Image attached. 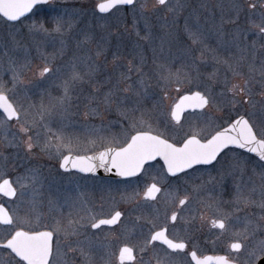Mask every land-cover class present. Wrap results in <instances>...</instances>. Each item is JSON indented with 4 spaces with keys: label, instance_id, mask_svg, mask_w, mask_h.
<instances>
[{
    "label": "rangeland",
    "instance_id": "rangeland-1",
    "mask_svg": "<svg viewBox=\"0 0 264 264\" xmlns=\"http://www.w3.org/2000/svg\"><path fill=\"white\" fill-rule=\"evenodd\" d=\"M100 1L49 0L20 21L0 16V86L20 112L19 120H9L0 111V181L10 177L16 188L14 198L0 195V203L17 222L27 220L21 224L25 230L59 229L51 264H98L102 257L92 250L96 262L88 257L67 260L61 252L58 225L68 227L70 217L81 210L83 194L76 187L85 178L76 173L54 175L68 153L65 148L57 150V136L71 144L73 153H86L84 140L102 115L106 116V146L124 144L137 129L148 130L149 126L175 143L193 133L211 134L215 130L211 125H192L193 116L174 121L173 105L185 91L214 94L208 82L211 65L215 73L216 67L220 71L235 68L239 62L253 67L256 61L250 45L231 37L236 32L228 21L234 0H167L166 5L136 0L135 6L109 13L98 12ZM191 3L200 9L185 15ZM40 25L47 31L40 30ZM213 52L216 55L206 54ZM45 65L52 72L41 77ZM76 73L80 79L73 80ZM14 74L19 80H13ZM249 107L253 125L264 135V101L254 98ZM21 126L28 131L22 132ZM161 169L157 163L147 171L158 174ZM155 212L152 203L135 211L139 239L134 245L140 257L133 264H147L143 255L163 259L179 255L150 245L151 233L164 220H156ZM234 212V218L232 212L226 214V229L234 230V239H241L247 232L241 228L250 230L245 225L247 219L253 221ZM13 232V225L0 224V241ZM11 261L16 264L17 259L11 256ZM113 263L108 259L99 264Z\"/></svg>",
    "mask_w": 264,
    "mask_h": 264
},
{
    "label": "flooded vegetation",
    "instance_id": "flooded-vegetation-1",
    "mask_svg": "<svg viewBox=\"0 0 264 264\" xmlns=\"http://www.w3.org/2000/svg\"><path fill=\"white\" fill-rule=\"evenodd\" d=\"M231 4L233 13L228 21L233 24L236 31V34L231 33V37H238L243 44L250 45L254 49V60L256 61L253 67H247L242 62H239L235 68H224L221 71L216 67L215 73L214 66L211 65L213 74L208 82L211 83L214 94L211 95L196 89L185 91L179 96L180 98L186 93L199 91L209 98L210 103L202 110H188L183 113L181 118L193 116V119L196 120L193 122L192 119V125H211L215 129L213 133L205 136L199 133L198 137L201 139L211 138L217 131L228 127L241 116L252 123L249 103L254 98L264 101V35L260 34L256 27V25L264 26V24L262 25L264 23V0H234ZM253 4L255 8L250 7ZM237 5L240 6L238 18ZM187 7L185 15L193 12L194 9H200L192 3ZM206 54L214 56L215 53ZM215 75L219 77H215ZM202 81L205 83L203 79ZM233 85L245 87L246 94H235L232 91ZM217 92L221 93L217 94ZM97 118L101 119L95 122V125L100 126L99 130L94 125L92 133L84 140L88 143L87 148L84 149L87 152H72V154L86 155L106 147L125 145L126 142L119 146H106L107 128L104 121L106 116L102 115ZM253 127L257 135L261 136L254 125ZM134 134L135 132L131 135ZM181 143L176 144L180 145ZM62 158L59 161L58 172H55L54 175L56 173H76L85 178V181L76 187L83 194L81 210L70 217L68 227L62 228L57 224L61 229L59 234L62 244L61 252L63 251L67 260L71 258L85 260L88 257L87 260L91 258L96 262L92 254V250H95L102 256L101 261L96 263L107 262L109 259L114 261L113 264H121L120 249L127 245L133 248L135 259L131 261L125 259L123 264H133L140 257L137 256L134 245L136 239H139L135 235L139 228L137 227L138 223L135 222L134 214L138 206L146 203L155 204L156 220L164 218L163 222L157 225L151 233L150 245H160L170 253L179 254L168 259L143 255L142 258L147 264H195L190 256L193 250L200 258L227 256L233 264H257L264 257V251H262V247H264V161H260L256 154L244 148L229 145L210 164H198L177 175L169 174L162 161L157 159L147 163L140 174L127 178L84 174L76 170L65 171L61 168ZM157 163L162 166L159 173H149L147 171L149 166ZM153 183L160 188V191L154 194V199L145 195ZM238 194L246 197L248 203L243 200L238 201ZM0 195L7 199L1 193ZM185 197L187 198L186 202L183 205L179 204V200ZM235 210L249 216L253 221L251 224V221L246 218L249 222L246 220L245 224L248 223L245 226H249L251 229L241 228L242 231H247L242 234L241 239H234L233 236L236 235L234 230L226 228V230H222L212 225V220L223 219L227 227L226 214L232 212L234 218ZM117 211L121 213V216L115 224L100 225L99 228L91 226L92 223L98 222L100 219H110ZM173 213L177 214L175 221L171 219ZM124 220L128 222L123 225ZM161 228H167V235L170 239H183L188 245L187 249L174 251L160 241H152L151 236ZM44 230L51 231L49 228L37 229V231ZM55 237L56 234L54 239ZM5 242L6 239L0 241V253L2 252L0 264H12L11 256L14 254H10V250L3 247ZM235 242L241 243L243 247L240 250L231 249L230 245ZM69 248L75 249V251H69ZM80 249H83V254ZM61 257L63 261L64 257L60 253ZM15 259L19 258L15 257Z\"/></svg>",
    "mask_w": 264,
    "mask_h": 264
},
{
    "label": "snow or ice",
    "instance_id": "snow-or-ice-1",
    "mask_svg": "<svg viewBox=\"0 0 264 264\" xmlns=\"http://www.w3.org/2000/svg\"><path fill=\"white\" fill-rule=\"evenodd\" d=\"M45 0H0V14L7 18L8 21H18L26 13L32 11L33 7L38 3H43ZM136 0H109L108 3H100L97 5L100 12H109L110 9L116 8L118 5H133ZM159 5H166V0H157ZM141 7H144L141 5ZM250 7L255 8V5ZM237 18L239 16L240 6L237 5ZM259 33L264 35V26L256 25ZM40 30L47 31L43 25L39 26ZM60 30L57 24L56 31ZM193 35H195L193 33ZM195 42V41H194ZM139 71V69H136ZM132 68L129 67V72ZM52 69L47 65L43 66L39 72L41 77L50 74ZM73 80L80 79L78 73L74 74ZM125 79H130V76H125ZM13 80H19V77L14 74ZM247 84V82H245ZM127 90V89H125ZM68 91V82H65V94ZM232 91L237 95L246 94V88L239 85H233ZM210 103L207 96L201 92H194L191 95H185L180 99V102L175 105V110L172 112L173 117L179 121L181 110L185 107L204 108ZM0 109H3L8 119L20 118V112L17 107L9 100L3 86H0ZM134 127V126H133ZM22 132H27L28 129L21 126ZM59 143L56 145L57 150L65 148L68 150V155H63L61 166L67 169L69 165L72 168H78L82 172H95L97 168H105L110 170L115 168L120 176H134L144 166L145 162L154 160L156 157H162L167 164L168 172L175 175L178 172H183L187 168H191L195 164H210L216 160L220 153L229 145H237L239 148H246L249 152L255 153L260 161H264V135L258 136L257 132L250 121L244 116L234 120L227 128L217 131L211 138L201 139L198 134L193 133L188 136L178 146L176 143L170 142L164 138L162 134H153L151 126L148 130L137 129L134 135H130L124 146L113 148L106 147L104 151L94 155H75L72 153L71 144H65L63 138L57 136ZM29 150L33 147L31 137L27 144ZM23 186V185H21ZM160 188L153 183L145 195L149 198H155V193L159 192ZM0 193L5 196H15L16 188L13 187L12 181L3 179L0 182ZM186 197L179 200V204L183 205L186 202ZM238 201L243 200L248 203L246 197L238 194ZM119 211L110 219H100L98 222L92 223L93 228H99L100 225L115 224L120 218ZM177 214L173 213L171 219L175 221ZM0 223L13 225L14 232L10 234V238H6V243L3 247L10 250V254H14L19 259L16 264H51L53 257V239L54 235L59 231L58 228H53L51 231L25 230L21 224L27 223V220L17 222L13 215L9 213L3 205H0ZM212 225L219 229H225V220H212ZM152 241H162L169 249L185 250L188 245L183 239H169L167 228H161L151 236ZM233 250H240L243 245L239 242L230 245ZM69 251L75 249L69 248ZM83 254V249H80ZM264 251V247H262ZM191 259L195 264H232V261L227 256H205L198 257L195 250L190 253ZM125 259L134 260L133 248L125 245L120 249L119 260L121 264Z\"/></svg>",
    "mask_w": 264,
    "mask_h": 264
},
{
    "label": "water",
    "instance_id": "water-1",
    "mask_svg": "<svg viewBox=\"0 0 264 264\" xmlns=\"http://www.w3.org/2000/svg\"><path fill=\"white\" fill-rule=\"evenodd\" d=\"M49 2V0H45V2H43V3H38V4H36L34 7H33V9H32V11L38 6V5H40V4H46V3H48ZM109 2V0H103V1H100L98 4H100V3H108ZM97 4V5H98ZM118 6H130V5H118ZM117 6V7H118ZM96 8H97V10H98V12H100V10H99V8L96 6ZM114 8H112V9H110V11H112ZM32 11L31 12H29V13H26L23 17H21L19 20H21V19H23V18H25V17H27L28 15H30L31 13H32ZM109 11V12H110ZM109 12H100V13H109ZM0 16L3 18V19H5V20H7V18H5V17H3L2 16V14H0ZM18 20V21H19ZM8 21V20H7ZM10 22H16V21H10ZM194 92H199V91H194ZM194 92H192V93H194ZM192 93H186V94H184V95H182L180 98H179V100L174 104V106H173V109H172V112L175 110V105L177 104V103H179L180 102V99L183 97V96H185V95H191ZM203 108H194V107H192V108H190V107H185V108H183L182 110H181V113H180V119H179V121L181 120V118H182V116H183V113L184 112H186V111H188V110H190V111H194V110H202ZM0 111H2L3 113H4V111H3V109H0ZM5 114V113H4ZM5 116H6V114H5ZM171 116H172V118H173V120L174 121H176V122H178L174 117H173V115H172V113H171ZM7 117V116H6ZM10 120H13V119H10ZM227 128V127H226ZM153 134H155V133H153ZM170 141V140H169ZM170 142H172V141H170ZM173 143V142H172ZM178 145V144H177ZM179 146V145H178ZM237 146V145H236ZM113 148H118V147H114V146H112ZM244 149H246V148H244ZM105 150V148L104 149H102V150H99V151H96V152H94V153H91V154H86V155H88V156H90V155H94V154H96V153H98V152H101V151H104ZM247 150V149H246ZM72 154V153H71ZM255 154V153H254ZM66 155H68V154H66ZM73 156H75L76 154H72ZM157 159H160L161 161H162V163H163V165H164V167H165V169H166V171L168 172V170H167V164L165 163V161L163 160V158L162 157H156L154 160H149V161H147V162H145V164H144V166L147 164V163H151V162H153V161H155V160H157ZM62 161H63V158H62V160H61V164H62ZM195 165H198V164H195ZM195 165H193V166H195ZM143 166V167H144ZM192 166V167H193ZM61 168L63 169V170H65V171H68V170H76V171H79V172H81V173H84V174H92V175H101V176H105V177H113V178H127V177H131V176H120L119 174H118V171H117V169H115V168H111L110 170H106L105 168H97V170L95 171V172H82V171H80L78 168H72L71 167V165H69V167L67 168V169H65L64 167H62L61 166ZM187 169H189V168H187ZM143 170V168L136 174V175H138V174H140L141 173V171ZM186 170V169H185ZM169 174H171V175H173L172 173H170V172H168ZM179 173H181V172H178V173H176L175 175H177V174H179ZM135 176V175H134ZM5 179H9L10 180V178H5ZM2 182V181H1ZM2 194V193H1ZM3 196H5L4 194H2ZM5 197H7V198H9V199H12V198H14L15 196H5ZM0 205H3L6 209H7V207L4 205V204H0ZM9 211V210H8ZM10 213V212H9ZM11 214V213H10ZM0 224H2V225H6V224H3V223H0ZM45 231V230H44ZM170 239V238H169ZM160 242H162V241H160ZM6 243V242H5ZM4 243V244H5ZM163 243V242H162ZM3 244V245H4ZM164 244V243H163ZM165 245V244H164ZM167 246V245H166ZM172 250V249H171ZM233 264V263H232ZM257 264H264V257L257 263Z\"/></svg>",
    "mask_w": 264,
    "mask_h": 264
}]
</instances>
